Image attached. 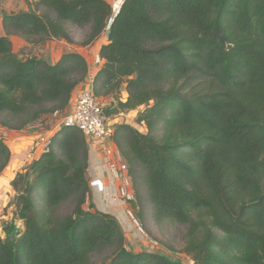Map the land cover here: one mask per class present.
<instances>
[{"label":"trees","instance_id":"obj_1","mask_svg":"<svg viewBox=\"0 0 264 264\" xmlns=\"http://www.w3.org/2000/svg\"><path fill=\"white\" fill-rule=\"evenodd\" d=\"M25 2L3 18L0 127L20 132L66 111L89 76L81 54L21 59L11 36L73 43L71 25L88 28V46L107 33L93 92L111 99L106 117L136 116L114 138L137 219L186 226L194 264H264V0H125L116 15L106 0ZM89 157L84 135L62 127L16 174L0 264H94L105 252L104 264H183L126 249L118 219L89 203ZM12 161L0 138V177Z\"/></svg>","mask_w":264,"mask_h":264},{"label":"rangeland","instance_id":"obj_2","mask_svg":"<svg viewBox=\"0 0 264 264\" xmlns=\"http://www.w3.org/2000/svg\"><path fill=\"white\" fill-rule=\"evenodd\" d=\"M27 10V5L25 0H0V35L6 36V32L3 28V18L10 14L15 15L21 11ZM115 15V12H114ZM68 31L73 39V43H67L65 41H49L43 45H34L28 43L23 38L19 36H11L10 39L13 45V51L17 54L21 59L28 58H38L42 59L49 64H55L60 60V58L69 52H75L76 48H87L90 45H86L87 36H88V28H77L71 25H68ZM82 53L85 55L86 60L89 65V77L94 75V72L97 70L96 58H97V50L95 48L90 47L88 50L83 49ZM89 82V81H88ZM125 93L123 94V98H125ZM103 105H107L111 103V99H103L101 100ZM71 114V108L69 106L66 111L59 113L58 115H50L44 117L38 123L29 126L23 131H11L6 128L0 127V138L5 140V142L9 145L13 153V160H17L21 163L22 167H24L30 160L37 158L39 156V151H37L36 146L38 144L39 138L41 137H49L52 138L57 133V131L62 128L64 118ZM127 116L126 121L129 124L134 125L135 114H125ZM3 120L0 117V122ZM141 131L143 129L139 128ZM17 155V156H16ZM16 156V159H15ZM88 177V175H87ZM89 179V177H88ZM112 193H110L109 197L111 200V204L114 205L115 208L120 207L124 209V212L127 217V222H120L119 218L116 216V213H111L115 216L120 222L124 234L126 237V249L131 252H141L148 251L154 253H161L170 256L173 259L180 260L183 264H194L190 257L184 254L183 249L185 245V234H186V226L179 225L176 223L164 222L162 224H156L152 219L146 216V222L141 223L136 214L139 212V206L137 200L132 203L124 204L120 202L118 199V186L120 184H116L112 182ZM142 195L145 194V191L140 188ZM8 194L10 198L9 203H7V208L5 209L7 218H12V207L11 201L14 198ZM107 201V202H109ZM89 203H93V199L89 201ZM94 204V203H93ZM96 209L97 206H95ZM68 209L66 208L65 211ZM99 210V209H98ZM101 211V210H100ZM132 212L135 219L138 221L142 230L136 226V223L132 221V218L129 216V213ZM149 216V215H148ZM8 219V220H9ZM3 220V221H6ZM3 221H0V232H2ZM127 223V224H126ZM20 226V222L17 223ZM110 256L109 252H105L102 254H96L92 257V262L94 264H104L106 263L108 257Z\"/></svg>","mask_w":264,"mask_h":264},{"label":"built area","instance_id":"obj_3","mask_svg":"<svg viewBox=\"0 0 264 264\" xmlns=\"http://www.w3.org/2000/svg\"><path fill=\"white\" fill-rule=\"evenodd\" d=\"M106 1L111 5L116 15L125 0ZM96 65L98 66L97 68L102 66L99 56L96 58ZM94 78L93 76H88L90 87L78 94L74 109L69 116L64 118L62 127L76 128L84 135L90 154L100 155L102 166L107 170L112 182L120 184L117 190L119 201L129 204L135 201L132 180L129 175L128 165L114 138L116 125L129 123L126 121L127 116L125 114L116 118H108L104 115V106L101 99H98L93 92ZM58 114L55 113V115ZM51 143L52 138H39L36 146V148L38 147L36 150L40 152L39 156L49 152ZM129 216L136 223V226L142 230L132 212L129 213Z\"/></svg>","mask_w":264,"mask_h":264},{"label":"crops","instance_id":"obj_4","mask_svg":"<svg viewBox=\"0 0 264 264\" xmlns=\"http://www.w3.org/2000/svg\"><path fill=\"white\" fill-rule=\"evenodd\" d=\"M107 40H108V34L105 33L94 44L88 46L87 48H76L75 51L85 57V55L82 53V50L83 49L88 50L90 47H93L95 48V50H97V56H99L100 49L104 44L107 43ZM99 70H100V67L97 68V70L94 72L93 77L96 76ZM89 87L90 85L87 79V81L84 84H81L75 89L71 103H70L71 112L74 109L75 100L78 94L81 91ZM16 156H15V159H16ZM22 168L23 167L19 161L17 163V160H13L10 167L0 177V221L6 220L4 218H7V216H5L6 214L5 209L7 208V203H9L10 201L8 194H10V196H13L14 192H13V188L11 184L16 174L20 172ZM88 177H89V182H90V186L92 190V199H93L94 205L97 206V208L103 212L110 213V214L116 213V216L119 218L120 222L121 221L127 222L128 220L124 212V209L120 207L115 208L114 205L111 204V201H109L111 200L109 197H111L110 193H112L113 185H112V180L110 179L107 170L102 166L100 155L90 154ZM8 219L6 221H8Z\"/></svg>","mask_w":264,"mask_h":264}]
</instances>
